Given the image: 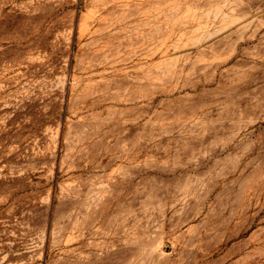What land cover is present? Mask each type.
<instances>
[{"label":"rangeland","instance_id":"374dc122","mask_svg":"<svg viewBox=\"0 0 264 264\" xmlns=\"http://www.w3.org/2000/svg\"><path fill=\"white\" fill-rule=\"evenodd\" d=\"M0 264H264V0H0Z\"/></svg>","mask_w":264,"mask_h":264}]
</instances>
